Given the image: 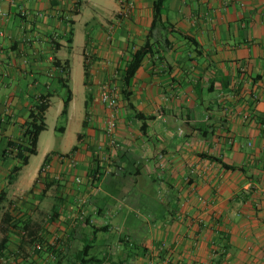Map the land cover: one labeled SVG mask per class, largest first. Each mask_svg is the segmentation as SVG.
<instances>
[{"label": "crops", "instance_id": "crops-1", "mask_svg": "<svg viewBox=\"0 0 264 264\" xmlns=\"http://www.w3.org/2000/svg\"><path fill=\"white\" fill-rule=\"evenodd\" d=\"M155 2L0 0V264H81L87 245L84 264H264V0H167L149 37ZM84 13L96 31L77 52ZM147 41L126 97L122 70ZM67 60L70 88L83 69L76 141L42 150L46 127L8 183L21 166L8 143L42 95L64 104ZM104 88L119 99L115 147Z\"/></svg>", "mask_w": 264, "mask_h": 264}, {"label": "trees", "instance_id": "trees-1", "mask_svg": "<svg viewBox=\"0 0 264 264\" xmlns=\"http://www.w3.org/2000/svg\"><path fill=\"white\" fill-rule=\"evenodd\" d=\"M167 0H157L154 4V21L152 30L149 32V37L152 36L153 29L156 26V21L158 17H160L163 13V8ZM73 32H71V36ZM69 43H72V39H69ZM153 53V44L150 41H147L142 47L136 49L131 54V60L129 63L124 67L122 70V82L124 84V93L126 97H128L129 93L127 89L131 86V83L136 75L137 70L141 66L142 61L144 58ZM60 65V64H59ZM62 72L67 78H60V83L62 87L66 90V97L64 98L63 109L60 115V118L63 122L67 121L70 102L72 100V90L68 85V77L70 74V61L67 60L65 64L61 65ZM85 76L88 77V68L85 66ZM49 95H42L35 107L30 111L28 120L22 125V136L14 141L8 143V149L13 148L14 150L8 152V149L4 152V156L9 155L12 153L19 161H21V166L15 167L11 170V173L8 175V183H11L16 175V173L22 168V166L27 165L29 162V158L31 155H36L38 152V141L40 134L46 130V112L49 108ZM136 116H141L140 113H137ZM57 130L61 131L64 130V126L57 127ZM81 138V135L78 136ZM76 148H73L75 150ZM72 150V151H73ZM50 156H47L46 160L48 161ZM225 167H229L224 165ZM6 200V191L3 190L0 193V212L3 209V204ZM7 219L9 221L11 218L6 214L3 216V220ZM89 246H85L80 253V260L81 264L84 262H90L92 259L85 260V256H87V251Z\"/></svg>", "mask_w": 264, "mask_h": 264}, {"label": "rangeland", "instance_id": "rangeland-1", "mask_svg": "<svg viewBox=\"0 0 264 264\" xmlns=\"http://www.w3.org/2000/svg\"><path fill=\"white\" fill-rule=\"evenodd\" d=\"M87 19V14L84 13L83 17L80 19L77 25V52L80 51V47L84 42L86 32H91L94 35L93 30L96 29L95 26L93 27V25H91L89 26L90 30H87L84 24ZM71 78V88L73 90L75 99L72 105V117L69 130L66 134H62L59 130L55 131V127L59 128L65 126V122L59 119L60 113L63 108V100L59 96L54 97L51 101V107L46 112L47 130L42 136V150L46 147L47 143H49L47 145L55 146L57 149L64 150L67 145L76 141L77 131L81 130L80 122L78 120L80 116H84L85 88L82 84L83 69L80 64L74 65ZM40 157L41 153L40 155L32 158L29 167L25 169L26 174H32V172H35L36 168L40 164Z\"/></svg>", "mask_w": 264, "mask_h": 264}, {"label": "built area", "instance_id": "built-area-1", "mask_svg": "<svg viewBox=\"0 0 264 264\" xmlns=\"http://www.w3.org/2000/svg\"><path fill=\"white\" fill-rule=\"evenodd\" d=\"M22 14L26 15L27 10L25 8H21ZM0 15H3L2 9L0 7ZM100 102L106 110V122H105V134L107 139L109 140V144L113 147L117 146V139H116V130H117V123H118V109H119V99L117 94L114 90L110 88H104L100 94ZM2 121L0 117V122ZM13 148H9L8 152L13 151ZM101 151V147L97 148V154ZM12 155V153L10 154ZM63 159L70 160L72 164L75 162L74 156L72 154L64 155ZM74 165V164H73ZM46 168L43 171L46 172ZM77 182H80V178H76ZM37 248H41V244H37Z\"/></svg>", "mask_w": 264, "mask_h": 264}]
</instances>
